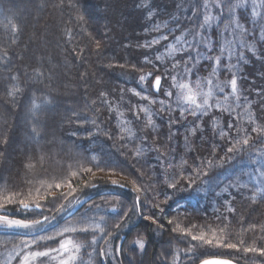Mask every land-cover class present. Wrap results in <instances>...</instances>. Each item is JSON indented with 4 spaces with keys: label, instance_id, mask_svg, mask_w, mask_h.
<instances>
[{
    "label": "trees",
    "instance_id": "obj_1",
    "mask_svg": "<svg viewBox=\"0 0 264 264\" xmlns=\"http://www.w3.org/2000/svg\"><path fill=\"white\" fill-rule=\"evenodd\" d=\"M202 2L75 0V7L70 8L67 0L62 7L60 0H0V57L4 50L8 52V58H0V196L14 194L15 201L0 209V214L35 219L44 211L55 213L71 195L98 190L75 215L47 230L32 235L0 232V264H7L9 253L14 257V253L27 248H56L69 235L83 245L80 263L85 264H101L100 253L106 241L123 236L122 264H171L177 251L179 264H197L208 257L264 264L259 253L243 251L253 245L264 247L260 227L264 225V196L257 194L255 202L251 199L264 182L259 174L264 171V140L257 141V133L251 132L258 125L264 126V0H245L236 9L235 18L246 29L244 44L237 39L231 59L225 53L219 65L204 57L220 55L223 38L232 40L233 36L230 30H224L227 19L198 27L203 23ZM254 6L258 15H253ZM207 11L212 16L218 14L215 7ZM77 15L83 20H77ZM9 20L18 26L15 34L10 25L5 27ZM195 33L203 35L204 43H197L201 36L193 40ZM162 35L168 39L144 46ZM174 37L192 44V48L183 45L185 51L176 52L177 59L200 53L193 68L195 75L182 78L181 68L173 73L178 81L187 80L195 88L197 77H208L215 84L235 75L241 100L238 107L229 96L228 104L234 112L212 107L204 115L185 112L181 117L175 95L179 89L171 88L174 95L166 97L149 87L152 78L139 80L148 72L161 75L170 66L172 61L167 56L163 64L155 57L164 53L166 46L176 44ZM145 57L152 63L148 64ZM192 64L189 61V67ZM228 65L235 67L229 71ZM36 69L43 75L37 76ZM13 75L17 80L11 79ZM171 83L162 81L165 90ZM12 85L22 89L15 98L8 96ZM208 87L203 84L204 91ZM130 90L157 103L149 105ZM214 91L210 103L219 98L222 107H227L223 96L231 88L225 85L224 93ZM102 92L107 93L106 98H101ZM34 94L52 100L40 113V136L32 131L34 119L29 109ZM102 99L108 103H102ZM160 100L166 101L163 112L159 111ZM141 106L150 107V117L139 112L140 118H136ZM149 119L153 123L146 126ZM233 121L243 129L239 135L236 127H226ZM222 130L229 133L224 138ZM247 133L253 137L250 146L229 153L227 149ZM137 151L141 155L137 156ZM161 152L166 155L161 156ZM28 164L33 167H26ZM137 187L142 191H134ZM21 200L32 207L36 203L41 206L25 209ZM149 216L158 223L147 219ZM177 224L191 229L192 235L204 232L210 237L211 229H215L226 243H244L238 249H228L195 241L173 232ZM83 227L89 231H79ZM65 228L77 231L65 232ZM138 238L145 242L143 250L133 243Z\"/></svg>",
    "mask_w": 264,
    "mask_h": 264
},
{
    "label": "snow or ice",
    "instance_id": "obj_2",
    "mask_svg": "<svg viewBox=\"0 0 264 264\" xmlns=\"http://www.w3.org/2000/svg\"><path fill=\"white\" fill-rule=\"evenodd\" d=\"M245 0H236L235 3H232L231 0H203L202 4L199 5L200 8H202L204 10L203 13V23L199 24L198 27L199 28H204L205 25H208L210 21L213 20H220L221 22L224 21V19H227V23H224V30L225 31H229L231 32L233 39L229 40L227 39V37L223 38V42L220 44V55H217L215 57L209 55L204 57L207 60H214L215 64L219 65L222 63L221 57L225 55V53H227V56L229 59H231L233 52H232V45L236 42L237 39L240 40V43L243 45L244 44V40H243V35L246 32V29L243 28V26L239 23V21L235 18V12L236 9L240 6H242L244 4ZM255 3V0H254ZM65 5V0H60L59 6H64ZM67 6L70 8H74L75 7V0H67ZM211 7H215L216 9H218V14L216 16H212L207 10ZM225 8L227 9V16H225ZM199 10V8L197 9ZM253 15H258V13L255 11V6L253 8ZM77 20H83L82 16L77 15L76 16ZM10 25L11 27V32L13 34H15L18 31V26L12 22L11 20H9V24L5 25V27H8ZM158 30V28H157ZM237 30L239 31V34H237ZM69 34H71V30H69ZM197 36H201V39L199 41H197V43H204L205 38L203 37V35L201 33H195L193 34V40H196ZM168 37L167 36H161L159 39L153 38L150 42H146L145 43V47H151L152 45L155 44H159L160 40H167ZM174 40L176 41L175 45L172 46H166L165 47V52L162 54H158L155 59L157 61H160L162 64L164 63V57L167 56L168 59L170 61H172L170 63L169 67H165V70L162 72L161 75H155L153 72H148L146 74H142L139 76V80L141 82L148 80L149 78H152V82L149 84V87L154 89L155 93H160L163 92V95H165L166 97H172L174 95V93L170 90L171 88H177L180 91H178L175 95H176V101H177V106L180 107V116L184 117L185 112H188V114L192 115V116H197V114L199 113L200 115H204L207 113V110L209 108L212 107H216L221 109L223 112H228V113H232L234 112V109L231 107L230 104H228L229 102V96H233L234 97V102L237 104V106H240V100H241V96L238 95V86H237V78L235 75L232 76V78L228 81H217V83L213 84V80L205 77L203 79H201L200 77H197L196 80L194 81L195 84V88L192 87L191 83H189L187 80H185V82H180L178 81L177 75L173 74V73H177L178 70H180L182 68V78H187V77H191L193 75H195V73L193 72V68L195 67V64L199 62L198 57L200 56L199 51L196 52V56H192V55H188L187 59H184L183 57L177 59L175 57V53L176 52H184L185 49L183 47V45H187L188 48H192V44L189 43L187 40L183 39L182 37H174ZM176 45H180V47H177ZM206 47H209V50L211 51V46L206 44ZM97 47H99V44H97ZM251 50V49H250ZM240 57L243 58V52L239 53ZM3 59L8 58V52L6 50L3 51L2 53V57ZM145 61L148 64H151L152 61L149 60L147 57H145ZM189 61H193V64L191 67H189ZM228 70L231 71L232 67H235V65H228ZM34 72L36 73L37 76H42L43 73L40 72L39 69L34 70ZM210 75L214 76L215 75V69L213 70V73H211ZM11 79L13 81L17 80V76L13 75L11 76ZM171 80V84L169 85V89L165 90L162 84V81L164 83H168V81ZM206 83L209 87L207 89V91L203 90V84ZM225 85L229 86L231 88V92L228 94H225L223 96V101L225 104H228L227 107H222L221 105V101L219 98L216 99L215 103H210V100L213 98V96L215 95V90H218L220 93H224L225 92ZM22 91V89L16 85H12L9 88L8 91V96L11 98H15L20 92ZM134 93L135 96L140 97L141 100H147L149 105H154L157 103L156 99H152L151 97L147 96V95H141V92L139 91H135V90H130ZM101 98H106L107 97V93H100ZM198 98H199V102H198ZM121 99H123V97H121ZM245 100H247V97H244ZM102 103L107 104L108 101L107 99H102L101 100ZM52 103V100L49 99L48 97H43V99H41L40 97L35 96V94L32 97L31 100V107H30V112L33 115V119H34V124H33V128L32 131L36 136H40V131L38 130L40 125H41V117H40V113L42 112V110L44 109L45 106L50 105ZM93 104L96 103V101L92 102ZM250 103V102H249ZM160 104V112H163L165 110V104L166 101L165 100H160L159 101ZM188 105V107H183L182 105ZM109 110H111V105H109ZM169 111H171V109H168ZM98 111V110H97ZM139 112H143L145 113V115L147 116H151V109L150 107H139V111L135 113L136 118L139 119ZM73 115H77L76 113H73ZM121 115H123L121 113ZM199 118V117H198ZM237 119H239V115H237ZM249 121L254 123L255 121L253 120V117L251 115H249ZM94 125L96 123L95 120L91 121ZM171 122V121H170ZM152 120L149 119L148 120V125L146 126H151L152 125ZM228 130H231L233 127H236L237 130V135H239V133L241 131H243V129H241L240 127L236 126L235 122H229L226 125ZM123 130V129H122ZM193 132L196 131L195 128L192 129ZM251 132L257 133L256 136V140H264V126H257L251 129ZM229 133L226 131H221L220 135L221 138H224L225 136H227ZM123 138V137H121ZM145 140H147V137H144ZM6 142V141H5ZM253 142V137L251 136L250 133H247L243 138L241 139H237L235 144L228 148L227 151L229 153L231 152H235V151H241L243 150V148L245 146H250V143ZM237 145H239V147H237ZM157 150L159 151V148H157ZM137 156L141 155L140 151H137L135 153ZM161 156L166 155V153L161 152L160 153ZM187 161H182V164H186ZM26 167L31 168L33 167L32 164H28L26 165ZM169 167H171V165H169ZM85 171H91V169H86ZM260 176L264 177V171H260ZM73 176L76 175L75 172L72 173ZM113 184L118 183L117 181H112ZM57 187H60V185H56ZM170 187H175V184H171L169 185ZM74 191V189H73ZM134 191L136 192H140L142 191L141 188L137 187L134 189ZM257 194H261L262 196H264V182H262V186L257 188L256 191L252 194L251 199L253 200V202H255L256 200V196ZM14 194L13 195H7V196H0V209H3L5 207L6 204H11L14 203ZM20 203L23 205L24 208H28L30 205L21 200ZM140 203L139 197H137V204ZM41 205L39 203H36V207H40ZM155 207L159 208V205H155ZM232 211H234V209H230ZM128 213H125V215H127ZM147 219L152 220L153 223H158L157 220L153 219V217L149 216L147 217ZM33 223H39L37 222H33ZM169 224H172L173 221H168ZM0 225L5 226V227H11V226H23V227H29L30 225L24 221L21 220H15V219H9V217L7 215L4 216H0ZM160 228H163L164 225L160 224L158 225ZM97 227H99V225H97ZM118 227V225H117ZM195 227V226H193ZM261 230L264 231V225H261ZM250 228L255 229L256 225H251ZM65 232L68 231H72L75 232L77 231V229L75 228H65L64 229ZM79 231L87 233L89 231L88 227H83L80 228ZM101 231H103L101 229ZM173 232H179L181 234H185L188 236H191L192 240L195 241H200L206 244H216L218 246H222L228 249H238L240 245H242L244 243L243 240H241L239 242V244L236 243H226L225 242V237L223 235H217V232L215 229H211V236H207L204 232H201L199 235H192V230L189 228H182L179 224L176 225V227H174L172 229ZM220 232L223 233L224 229H220ZM47 239H54L53 237H48ZM93 243L96 240L95 235H93ZM33 243H35V241H33ZM133 243L135 245H137L139 247L140 250H143L145 248V242L143 240V238H138L136 240L133 241ZM71 245V248L69 247ZM28 245H25V247H27ZM83 245L79 244V243H75L73 242L71 239L68 240H62L60 242L59 248H49L47 251H37V252H28L23 256V259L21 261V264H30L31 260L36 259L37 257H48L50 255V253H57V256L60 257L59 259V264H71L72 261L77 259L76 253H78L81 249ZM74 250V251H73ZM187 251L191 252L192 249L189 248ZM243 251L245 253L251 252V253H259L260 256L264 257V247H255L253 246H249V247H245L243 248ZM63 253H69V255L64 258L63 257ZM14 257L12 256L11 253H9V257H8V261L7 264H10L11 259H13ZM52 259H57V257H52ZM179 260V252H175L173 254L172 257V261L171 264H177V261ZM201 264H233L232 260L229 259H216V260H212V261H208V260H204L201 261Z\"/></svg>",
    "mask_w": 264,
    "mask_h": 264
},
{
    "label": "rangeland",
    "instance_id": "obj_3",
    "mask_svg": "<svg viewBox=\"0 0 264 264\" xmlns=\"http://www.w3.org/2000/svg\"><path fill=\"white\" fill-rule=\"evenodd\" d=\"M198 102H199V100H198ZM95 176L108 177L109 175L95 174ZM97 191L98 190H94V191H90V192L89 191H83V192H79L77 194H74L73 196L71 195L55 213H48V212L45 213V211H44V213H42L39 218L37 217L35 219H19V218H14V217L8 216L9 219L21 220V221L28 223L30 226L29 227H23V226L5 227V226L0 225V232L20 233V234L32 235V234H36V233L42 232L44 230H47L48 228L54 226L55 224L62 221L63 219H68V218L72 217L73 215H75L79 210H81V207L84 206L83 205L84 200H86L88 197H90L92 195H95V192H97ZM80 205H82V206L79 209H77V211H75L72 215L68 216L73 210L78 208ZM32 208H35V207H32ZM25 209H28V208H25ZM0 216H4V215L0 214ZM138 217H139V215L137 214V218ZM37 221L39 223H33V222H37ZM133 221H137V220L134 219ZM65 238H66L65 240H68V239H71L74 237L72 235H69V236H66ZM71 240L73 242H75L73 239H71ZM69 247L71 248V245ZM121 247H122V244L120 243L119 239L117 241L115 240V238L109 239L102 249V254H101L102 264H119V262L117 260H120ZM58 248H59V246L56 247V249H58ZM47 250L48 249H46L44 251H47ZM37 251L38 250H31V249L27 248V250L23 251L22 253H14L15 254L14 260H13L14 262L12 264H21L23 256L26 253L37 252ZM68 255H69V253H63L64 258H66ZM80 255H81V249L78 253H76L77 259L72 261L71 264H85V261H82L80 263V261H81ZM15 256H18V258H15ZM54 256L57 257V259H52V257H54ZM59 259H60V257L57 256V253L53 252V253H50V255L48 257H37L36 259L31 260L30 264H59ZM177 264H179V262Z\"/></svg>",
    "mask_w": 264,
    "mask_h": 264
},
{
    "label": "water",
    "instance_id": "obj_4",
    "mask_svg": "<svg viewBox=\"0 0 264 264\" xmlns=\"http://www.w3.org/2000/svg\"><path fill=\"white\" fill-rule=\"evenodd\" d=\"M82 205H80L78 208H76L75 210H73L68 216L72 215L75 211H77V209H79ZM32 206H29L28 209H31ZM35 208H38L35 206ZM216 259H226V258H221V257H208V258H205L201 261H204V260H208V261H212V260H216ZM201 261L198 263V264H201ZM233 264H238L236 262L233 261Z\"/></svg>",
    "mask_w": 264,
    "mask_h": 264
},
{
    "label": "bare ground",
    "instance_id": "obj_5",
    "mask_svg": "<svg viewBox=\"0 0 264 264\" xmlns=\"http://www.w3.org/2000/svg\"><path fill=\"white\" fill-rule=\"evenodd\" d=\"M85 203H86V200H84L83 205H85ZM83 207H81V208H83ZM124 240H125L124 236H123V238H120L119 239V241H120L121 244H123ZM106 243H107V241H106ZM121 249H122V247H121ZM99 253H100V251H99ZM101 254H102V250H101L100 256H101ZM121 258H122V253L120 254V260H117L119 262V264H122ZM96 263H97L96 261H94V262L91 261L88 264H96ZM101 264H102V262H101Z\"/></svg>",
    "mask_w": 264,
    "mask_h": 264
}]
</instances>
